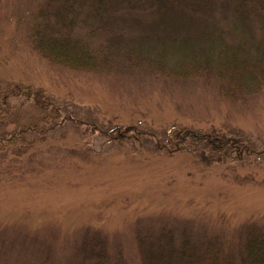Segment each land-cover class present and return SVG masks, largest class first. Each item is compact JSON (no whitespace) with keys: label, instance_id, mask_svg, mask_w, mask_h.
<instances>
[{"label":"rangeland","instance_id":"1","mask_svg":"<svg viewBox=\"0 0 264 264\" xmlns=\"http://www.w3.org/2000/svg\"><path fill=\"white\" fill-rule=\"evenodd\" d=\"M46 1L0 0L1 86L42 88L52 97L47 123L21 99L1 102L0 130L14 127L0 138V264H86L81 242L95 234L106 237V264H142L136 231L150 235L152 246L166 228L192 241L217 236L239 263L248 224L264 226V87L233 102L214 79L183 68L205 59L204 40L217 43V31L230 45L246 37L257 57L264 25L235 26L232 0H216L197 20L122 3L96 20L90 1L77 3L61 17L107 63L72 71L32 45L33 25L50 11ZM16 124L28 126L26 141L15 142ZM118 124L138 137L114 140ZM182 126L248 140L255 150L199 162L191 148L170 144Z\"/></svg>","mask_w":264,"mask_h":264},{"label":"trees","instance_id":"2","mask_svg":"<svg viewBox=\"0 0 264 264\" xmlns=\"http://www.w3.org/2000/svg\"><path fill=\"white\" fill-rule=\"evenodd\" d=\"M88 1H90V7L93 10L91 13L96 20L109 18L111 7L119 3L126 5L129 10L139 6H156L160 15L174 13L177 14L178 19L194 17L195 20L199 18V15L206 18L213 12L217 4L216 0H47L48 6L46 5L44 8L49 7L50 11L44 19L36 20L31 32L32 45L43 58L51 63L55 61L54 64H61L72 71H95L97 67L105 65L104 61L107 63L106 58H99L100 49L93 50L85 44L86 42L76 38L75 33L69 31L70 27H73L67 22L69 18L66 20L60 14L62 8H69L77 3L80 4V7L87 6ZM232 1L231 9L236 16L235 26H240L241 23L250 20H256L264 25V0ZM221 34L224 35V32L217 31L213 34L215 39L217 37V43L211 42V36H208L210 41L204 40L205 47H208L205 59L197 63L198 65L184 66L183 72L187 76L193 74L190 73L192 71L196 75L214 79L219 93L234 102L242 98L245 91L246 95L250 90L263 89L264 53L255 57L251 53V42L249 39L246 40V37L239 38L235 44L230 45ZM8 82L4 86L0 84V106L1 102L10 104V99H14L13 105H18V101L21 99L23 103H29L32 107L39 108L45 114L47 123L50 104H46V101L52 97L46 95L42 88H24ZM51 117L55 119L54 116ZM12 127L14 125L10 124L9 128ZM123 128L118 124L115 129L110 131V134L115 135H113L114 140L119 138L120 141L121 137H138L136 133L126 135L125 131H122ZM10 129L0 130V138H6L7 131ZM126 131H132V127ZM27 132L28 126L22 127L16 124L12 132L15 142L21 140V137L23 142L26 141ZM122 134L124 135L121 136ZM8 141L12 142L13 138ZM170 141L174 149L176 146H179L177 149L180 150L191 148L190 152L195 158L197 157L199 162L206 163L218 162L222 157L225 161L228 159L240 160L255 150L248 140L245 144L236 137L231 138L218 131L202 132L187 126H182L175 131ZM165 145H169V143ZM136 234L137 252L141 257L142 264H234L233 259H230V254L225 255L223 244L217 236L202 242L192 241L187 232H183L181 238H177L173 228H166L157 236V241L151 246L150 235L144 237L140 230H137ZM80 250L86 264H106L108 260L106 237L101 234H95L90 239L85 238L81 242ZM238 256L240 262L237 264H264L263 225L256 222L248 224L246 240Z\"/></svg>","mask_w":264,"mask_h":264}]
</instances>
